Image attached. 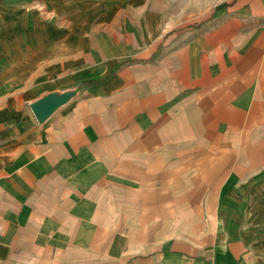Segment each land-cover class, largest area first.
Wrapping results in <instances>:
<instances>
[{
    "label": "crops",
    "instance_id": "0c3cea01",
    "mask_svg": "<svg viewBox=\"0 0 264 264\" xmlns=\"http://www.w3.org/2000/svg\"><path fill=\"white\" fill-rule=\"evenodd\" d=\"M91 1L0 0V264H264V0H165L83 76L54 18Z\"/></svg>",
    "mask_w": 264,
    "mask_h": 264
},
{
    "label": "rangeland",
    "instance_id": "374dc122",
    "mask_svg": "<svg viewBox=\"0 0 264 264\" xmlns=\"http://www.w3.org/2000/svg\"><path fill=\"white\" fill-rule=\"evenodd\" d=\"M171 1L172 0H170V3ZM173 1L175 2L174 5H177L179 3L178 1H181L183 3V5L180 4L179 6L175 7V10H177L178 12H187V6L185 4H188L190 0ZM67 2L68 0H64L63 3L66 5ZM163 2L166 3L165 0H98V2L91 1L85 3L81 7L76 6V8L78 7V10L76 12L71 10V5H68L66 6L68 7L67 12L59 13L60 15H57L56 18H54V25L58 29L59 33L58 37L56 36L52 38L53 45L60 47V44L63 43V45L69 51H71V49H75L76 45H79L78 49H84L83 57L85 64L83 65V76H102L105 73L103 64L102 66H99V64L96 63H92L91 66L87 64L89 63L87 61H90L93 55L98 56L96 48L93 47L94 44L98 41L100 45L106 46V43H109L114 39V33L112 32V30L116 29V35H120V38L125 36L123 39L124 44L122 45H124L126 49H130L129 44L127 45L126 43V40L128 38L127 36L129 35L126 27H129L131 25L134 28L146 26L145 33L147 36H144L145 33H143V36L140 37L137 35L138 32H135L136 37L134 38V40L139 42L142 47H144V45L146 44H150V42L156 39V37L159 35V26L162 25V23L159 22V17L164 14V5H162ZM195 3H198V0H195ZM170 8L173 7L171 6ZM137 10H141V12L137 16L133 15L135 13H138ZM127 17L133 18L134 22H130ZM111 26L117 28H109ZM165 27L167 26L165 25ZM140 33H142L141 30ZM67 56L70 59L72 54L69 52ZM99 56L108 57L109 55H105L104 53L99 52ZM37 57L42 56L39 54L37 55ZM57 58L58 57H53V60ZM36 65H38V63ZM29 68L31 69V64ZM53 90H72L73 94L66 101L68 102L70 99L76 96L78 92V85L75 84L68 87L59 86L54 87L53 89H49V86L43 87L42 89L39 88V90L35 94V97H32L28 101L24 102V105L27 107V111L32 112L29 106L30 102L34 101L40 95ZM56 110H54V112ZM54 112H52L49 116H51ZM261 224L264 225V223H260V225Z\"/></svg>",
    "mask_w": 264,
    "mask_h": 264
},
{
    "label": "water",
    "instance_id": "95a60500",
    "mask_svg": "<svg viewBox=\"0 0 264 264\" xmlns=\"http://www.w3.org/2000/svg\"><path fill=\"white\" fill-rule=\"evenodd\" d=\"M72 94V90L49 91L30 102L29 106L37 121L41 123L52 112H54V110L65 103L72 96Z\"/></svg>",
    "mask_w": 264,
    "mask_h": 264
}]
</instances>
